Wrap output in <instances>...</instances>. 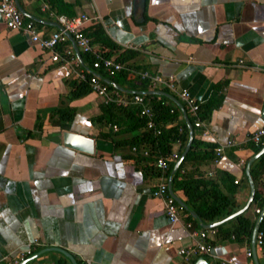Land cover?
Returning a JSON list of instances; mask_svg holds the SVG:
<instances>
[{
	"label": "crops",
	"instance_id": "0c3cea01",
	"mask_svg": "<svg viewBox=\"0 0 264 264\" xmlns=\"http://www.w3.org/2000/svg\"><path fill=\"white\" fill-rule=\"evenodd\" d=\"M16 1L44 36L59 29L40 9L42 2L56 14L95 17L90 24H99L115 45L109 57L126 52L122 65L132 76L141 71L171 75L176 88L198 104L220 98L203 121L205 133L192 127V139L213 148L229 139L234 145L224 148L217 163L212 148L211 159L179 165L205 178L232 176L233 199L244 204V167L255 147L246 139L264 124V0H58L54 6L46 0ZM63 45L71 47L79 66L92 71L70 37ZM92 45L93 50L99 47ZM42 55L0 19V264L32 239L39 245L25 259L39 254L25 264H71L66 255L47 250L51 247L76 264H195L200 257L207 264H253L252 254L245 255L250 240L217 237L211 255L183 261L178 249L192 245L193 237L182 223L189 221L191 230L202 227L181 207L180 223L170 224L160 199L151 196L158 180L153 160L142 155L140 146L132 150L128 144L142 129L91 123L100 113L99 98L89 91L77 95L80 81L69 68L62 63L39 66ZM96 73L113 82L104 71ZM116 85L152 89L148 84L137 89L129 81ZM154 89L179 101L173 92ZM65 110L72 113L61 119ZM181 121L179 110L167 123ZM64 130L91 138L92 152L64 146ZM188 134L186 127L182 147L179 142L170 146L177 157ZM175 160L165 173L167 184ZM258 188L264 192V176ZM171 189L185 203L181 190ZM261 207L250 204L245 213L255 219L253 209ZM261 257L255 249L258 264Z\"/></svg>",
	"mask_w": 264,
	"mask_h": 264
},
{
	"label": "trees",
	"instance_id": "16d2710c",
	"mask_svg": "<svg viewBox=\"0 0 264 264\" xmlns=\"http://www.w3.org/2000/svg\"><path fill=\"white\" fill-rule=\"evenodd\" d=\"M46 2L54 6V3L58 2V0H46ZM83 33L87 36L91 45L94 43L99 44V47L93 50V52L83 53L85 60L90 64L97 59V56L108 57L115 48V45L109 40L102 27L97 23L86 26L83 29ZM126 54L123 51L115 56L114 60L123 64L127 58ZM97 71L102 73L104 70L99 67ZM108 78L116 84L121 85L124 81L134 82L137 89L140 90H145L147 87L145 80L132 76L126 69H121ZM105 85L109 90L114 89L107 83ZM77 89H79L77 95L89 91L87 84L84 82H79ZM126 96L129 97L131 95L126 94ZM144 96L149 99L148 104L153 112L154 122L159 125L160 132L158 134H153L151 130L144 128V119L138 115L137 109L133 105L119 106L113 103H100V113L90 118V122L102 125L126 126L130 129L141 128L142 130L139 133L130 137L128 144L146 149L149 153V159L154 161L157 156H167L170 153V146L173 142H179L181 147L184 145L187 138L186 125L184 121H181L178 124L170 123L169 126L164 127L165 123L173 122L176 118L179 113L177 106L164 97H157L155 95ZM219 103L220 98L212 96L204 104H198V118L203 121L207 120L210 111L218 106ZM71 113L68 110L62 111L60 118L68 119ZM187 119L192 126L193 117L187 115ZM60 127L65 128L66 125L61 122ZM263 145L264 139L259 146L253 147V153H256ZM200 148L203 149L202 152L199 151ZM212 148L213 145L210 143L192 139L189 149L181 163L189 162L190 164H196L199 161L211 159ZM182 164L173 173L171 186L173 189L181 190L188 209L196 214L198 221L202 223L215 222L241 207L232 196L235 190V186L231 184L233 180L232 176L226 174L221 179L205 178L199 172H195L194 169L184 170ZM249 174L254 185L253 197L250 204L260 208L264 203V192L258 188V181L261 176H264V152L251 163ZM243 182L247 186L245 177H243ZM254 221V218H250L243 212L216 227V237L219 240L233 239L235 241H249ZM259 231L262 232L263 239V244L260 247L262 253L261 264H264V215L259 223Z\"/></svg>",
	"mask_w": 264,
	"mask_h": 264
},
{
	"label": "built area",
	"instance_id": "2783aa9c",
	"mask_svg": "<svg viewBox=\"0 0 264 264\" xmlns=\"http://www.w3.org/2000/svg\"><path fill=\"white\" fill-rule=\"evenodd\" d=\"M40 9L47 12L49 16H52L61 29L51 32L46 36L42 35L35 27L33 21L25 19L22 16L16 7L15 0H0V19L7 29L21 32L31 43L37 45L43 54L38 58L39 66H45L50 63H62L69 68L78 81L87 84L89 92H92L99 98L101 104L113 103L119 106L133 105L137 109L138 115L144 119V128L151 130L153 134H158L160 132L159 125L154 122L153 112L148 104V99L145 98L144 95L131 94V96L128 97L126 94L115 89L109 90L105 83L92 72H96L97 69L101 67L105 74L110 77L113 76L115 72L126 69L121 63L116 62L109 56H97V59L91 63L92 71H87L85 68L79 66L71 47L63 45L69 35L73 45L76 46L79 52H93V47L89 43L87 36L84 35L83 29L94 21L95 17L86 15L68 17L63 14H56L45 2L41 3ZM137 75L141 80H145L148 87L152 89H166L169 92L175 93L183 105L186 115L193 117L192 127L198 128L202 135L205 133L203 120L199 119L197 114L198 103L195 102L185 90L176 88L173 76L150 74L147 71L137 72ZM169 124L170 123H165L164 127L169 126ZM112 128L116 130L114 125ZM263 139L264 124L254 129L246 140L251 142L254 146H259ZM233 145L234 141L229 139L224 144L215 146L213 148L212 162L217 163L224 148ZM132 150H135L134 146ZM141 153L143 156H149L146 149L141 150ZM176 158L177 154L175 152H170L167 156H157L155 158L153 165L158 172V180L153 185L150 192L151 196L160 199L164 215L170 224L180 223L181 217V208L169 192L168 184L165 180V173L169 169V162L174 161ZM259 211V208L253 209L254 214H258ZM182 226L187 228L189 235L193 237V244L178 249V254L181 259L187 262L191 258L199 255H211L212 241L217 235L216 228L191 230V223L189 221L182 223ZM262 244V232L258 229L254 242L255 249H260ZM38 245L37 239H32L30 242L23 244L20 248L16 249L10 257L5 258L6 264H19L27 256L31 255ZM245 255L250 257L251 252L246 250ZM223 263L224 262H221V264Z\"/></svg>",
	"mask_w": 264,
	"mask_h": 264
},
{
	"label": "water",
	"instance_id": "95a60500",
	"mask_svg": "<svg viewBox=\"0 0 264 264\" xmlns=\"http://www.w3.org/2000/svg\"><path fill=\"white\" fill-rule=\"evenodd\" d=\"M15 4H16V7L18 8V10L20 11V13L22 14L23 17L31 18V16H29L27 13H25L21 9V7L18 5L16 0H15ZM55 26L58 29H61V27L57 23H55ZM68 37H70V36L68 35ZM73 46H74V49L76 50V46L75 45H73ZM76 54H77V56H79L78 53H76ZM92 72L98 76V74L95 71H92ZM103 82L111 85L115 90L120 91L122 93H126V94H141V95L162 96V97H164L165 99L169 100L170 102H172L173 104H175L178 107V109L182 113L183 120H184V123H185L188 131H189V134H188L187 142H186L181 154L177 157V159L175 160V162L173 164L172 173H174L176 171V169L178 168L179 163L184 159V157H185V155L187 153V150L189 149V146L191 144V140H192V134H191L192 126H191L190 122L187 119V116L185 114V111L183 109L182 104L179 103V101L176 100L172 95H170L169 93L164 92L162 90H156V89H150V90H145V91L127 90V89H123L122 87L116 85L115 83H113V82H111L109 80L103 81ZM261 117L264 120V109L262 110ZM61 141H62V144L64 146L69 147L71 149H74V150H77V151H81V152H84V153H88V154H90L92 152V140H91V138H89L87 136H84V135H81V134H77V133H74V132H71V131H65L64 130V131L61 132ZM263 152H264V145L256 153H254L247 160V162L245 164L244 177H245V179H246V181L248 183V196L246 198V201L244 202V204L239 209H237L236 211L232 212L231 214L221 218L220 220H217V221L211 222V223H202V222L198 221L196 214L193 211L188 210V208L185 205V203L183 201H180L173 194L172 189H171L170 180L168 182L169 192L172 194L175 202L182 209H184L185 211H188L189 215L191 217H193L194 219H196L199 222V224H200V226L202 228H204V229L216 228L219 225L227 222L228 220L232 219L233 217H235V216H237V215H239V214H241V213H243V212H245L247 210L248 206L251 203V200H252V197H253V192H254L253 182H252V179H251L250 174H249V167H250L251 163L254 160H256ZM263 215H264V203H263L259 213L257 214V216L255 218V221H254V224H253V227H252V230H251V234H250V251H251V254H252L253 264H258L257 259L255 258V245H254V242H255L256 232L259 229V223H260L261 219L263 218ZM47 250L58 251V252H60V253H62L64 255H66L69 258V260L71 261V264H76L75 261L71 258V256H68L60 248L51 247V248H48ZM38 254H35L34 256H32L30 258L24 259L19 264H25L27 261L35 258ZM195 264H207V262L202 257H200V258H198L196 260Z\"/></svg>",
	"mask_w": 264,
	"mask_h": 264
}]
</instances>
